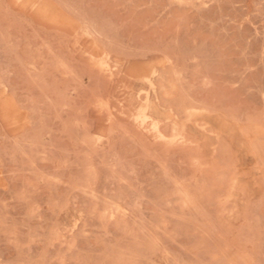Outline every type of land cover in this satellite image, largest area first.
Masks as SVG:
<instances>
[{"label":"rangeland","instance_id":"rangeland-1","mask_svg":"<svg viewBox=\"0 0 264 264\" xmlns=\"http://www.w3.org/2000/svg\"><path fill=\"white\" fill-rule=\"evenodd\" d=\"M0 264H264V0H0Z\"/></svg>","mask_w":264,"mask_h":264}]
</instances>
